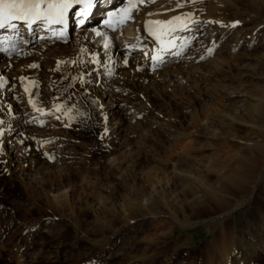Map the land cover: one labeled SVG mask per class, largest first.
<instances>
[{"label":"rangeland","instance_id":"obj_1","mask_svg":"<svg viewBox=\"0 0 264 264\" xmlns=\"http://www.w3.org/2000/svg\"><path fill=\"white\" fill-rule=\"evenodd\" d=\"M181 1L161 12L210 14ZM211 1L225 23L150 70L89 24L26 42L24 73L23 38L0 53V264H264V0ZM233 153L254 173L231 194Z\"/></svg>","mask_w":264,"mask_h":264},{"label":"bare ground","instance_id":"obj_2","mask_svg":"<svg viewBox=\"0 0 264 264\" xmlns=\"http://www.w3.org/2000/svg\"><path fill=\"white\" fill-rule=\"evenodd\" d=\"M119 1L120 0H92V2L89 3V0H45V3L44 5H42V7L46 8L47 3L52 2L58 4H67L69 7L78 8V13H82L87 9L90 14L88 22L90 21L91 23H93L97 18L98 10L102 6L103 8L104 6H106L104 11H108L109 14H112L114 11L118 13L120 9L122 10L123 7L119 6ZM133 1L135 0H128L130 5L134 3ZM171 1L173 2V0H153V2L149 3L145 7L133 5V7L131 6L132 8L129 10V12H124L123 10L120 11V14L124 15L125 20L123 23H126L125 30L120 29L119 27L117 28V30H115V32L110 31L111 33H109V27L107 25L99 29L97 27L98 24L91 25L90 23L89 26H93L91 27L90 33L97 39L101 38V36H103L104 34L112 35L113 38L115 37V39L116 37H118L119 39H121V43L115 41L116 43L113 44L115 48H120L125 44L127 45V47L124 48L125 52H127V48L140 51L139 55H135V57H133L134 62L137 60V63H135L134 66L139 67V69L150 70L152 67L160 65L161 62H164L168 59H175L179 51H181L184 43H186L188 40L185 33L189 30H193L194 28L202 30L204 21H208L210 25H215L214 27H217V25H223V23H225L224 20L226 18L219 17L220 13L216 16L215 14H213V12L219 10L220 5V8H222V6H225L218 1H208L206 10H208L210 14H208L207 12L208 15L205 16V11L203 13L204 16L201 15V17L199 14L200 12L198 13V10L201 8L200 3H194L190 5L192 3L191 1L193 0H182L186 3L190 1V3H188L190 6L186 4L189 7H186L184 5L182 8H179L180 10L176 9L172 12H169V10L167 12H161L162 8H165L167 5H170L172 3ZM226 1H228L229 3L230 0ZM189 12H192V14L190 15ZM60 16L61 15L57 14L56 10H53L51 15L45 18H32L30 21L16 19L9 20L8 24L4 28L0 29V53L2 54L3 51L7 52L13 50L16 44H18V40L20 38H23L24 47H22L20 51L21 53L16 57L14 56V58L12 59H14V61L21 62L22 73H24L25 69L23 67L27 58L22 59L21 57L30 51H40L39 48L35 50H31L30 47L26 48V42L28 43V41L32 42L35 40L41 42V39H52L53 41L63 40L65 37H67L65 34V27L63 25L64 22H71V24H73L71 11L63 12L65 20H57L58 18H60ZM196 20H199L200 22L196 23ZM148 23H153L156 26L157 31L154 34H151L150 31L146 29ZM121 24L122 23H116L115 27ZM89 26H86L87 30ZM225 28L226 29L224 31L226 32L228 29L227 25H225ZM83 30L84 28L75 29V33L73 35L79 36ZM46 43L47 42H42V45ZM127 62H129V60H127ZM110 110L112 111V113L118 111L117 108L114 107H111ZM249 147H251L252 150L256 151V154L254 155L255 157H264V128L259 131L256 140L252 143V145L250 144ZM237 160L238 159L234 153L233 155L225 156L224 160L219 161V163L216 159L214 160L218 169L216 168L217 170H214L213 173L217 175V180L220 186L223 184V181H225L226 184L224 186H226L228 192H230L231 194L238 190L246 189L247 184L251 177H253L252 174L254 173L249 172L250 170H248L244 166L239 167L237 165ZM231 162L235 163L233 169L237 168L234 174H232L233 172H231L233 171L232 168H227V166ZM219 166H222V168H219ZM206 175H208V173L205 174V176ZM226 202H228V200L219 202L217 204L219 206H223L227 204ZM220 238L221 242L224 243L225 234L223 232L220 233Z\"/></svg>","mask_w":264,"mask_h":264},{"label":"snow or ice","instance_id":"obj_3","mask_svg":"<svg viewBox=\"0 0 264 264\" xmlns=\"http://www.w3.org/2000/svg\"><path fill=\"white\" fill-rule=\"evenodd\" d=\"M92 0H89L91 3ZM45 0H0V27H4L9 20H31L50 16L53 10H62L67 4L48 2L44 8ZM62 15V11H58ZM161 23V22H156ZM211 51V50H209ZM155 59V58H154Z\"/></svg>","mask_w":264,"mask_h":264}]
</instances>
